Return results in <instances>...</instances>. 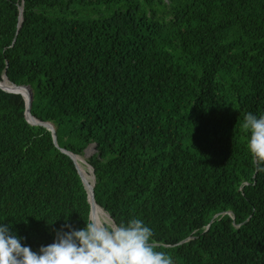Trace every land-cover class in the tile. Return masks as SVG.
I'll list each match as a JSON object with an SVG mask.
<instances>
[{
	"label": "trees",
	"instance_id": "obj_1",
	"mask_svg": "<svg viewBox=\"0 0 264 264\" xmlns=\"http://www.w3.org/2000/svg\"><path fill=\"white\" fill-rule=\"evenodd\" d=\"M3 73L57 145L0 88V223L23 245L86 225L57 147L94 143L95 207L143 220L173 264H264V173L241 129L264 114V0H0Z\"/></svg>",
	"mask_w": 264,
	"mask_h": 264
},
{
	"label": "clouds",
	"instance_id": "obj_2",
	"mask_svg": "<svg viewBox=\"0 0 264 264\" xmlns=\"http://www.w3.org/2000/svg\"><path fill=\"white\" fill-rule=\"evenodd\" d=\"M241 129L248 134L247 150L256 170L264 173V114L247 113ZM153 236L138 218L116 223L109 217L90 216L80 229L62 225L54 242L37 252L0 223V264H173L170 255L157 250Z\"/></svg>",
	"mask_w": 264,
	"mask_h": 264
},
{
	"label": "water",
	"instance_id": "obj_3",
	"mask_svg": "<svg viewBox=\"0 0 264 264\" xmlns=\"http://www.w3.org/2000/svg\"><path fill=\"white\" fill-rule=\"evenodd\" d=\"M20 13H21V7H19V17H18L19 22L21 21ZM18 26H19V23H18ZM4 80H5L6 82H8V84H9L8 87H5V86L2 85V83H3ZM21 86H22V87H26L27 90H28L27 101H25V98H24V95H23L22 92L14 91V90H12V88H11V87H14V88H15V87H21ZM0 88H1L2 90L8 91V92H13V93H17V94H20V95H21V97H22L23 100H24V112H23V115H24V118H25L26 122L29 123V124H31V125H40V126H43V127H45L47 130H49V131H50V134H51L52 142H53V144H54L55 146H57V145H56V139H55V133H54L53 125H52L50 122H48V121H40V120L36 119V118L33 117V116L30 114V112H29L30 101H31V89H30V87H29L28 85H23V84H21V85H16V84L10 82V81L6 78L5 73H3V74L1 75V79H0ZM89 146H91V148H92V150L90 151V153H92V152L94 151V149H95V145H94V143H90V144H88V145L83 149V155L85 154L84 152H85V150H86ZM57 148L59 149V151H61V152L65 153L66 155H68L69 158L72 160V162H73V164H74V167H75L76 172H77V174H78V176H79V178H80V181H81V183H82L84 189L86 190L87 200H88V203H89V217H90L91 206H92L93 203H95V202H94V199H93V190H92V188H93V182H94V177H93L92 169H91V167L87 164V165L90 167L91 178H92L91 185H90V187H89V189H88V188H86V186H85V184H84V181H83V178H82V175L80 174V172H79V170H78V167H77V165H76V163H75V161H74L73 156H74L75 154H72V153H70L69 151L64 150L63 148H60V147H57ZM90 153H89V154H90ZM89 154H87V155H89ZM87 155H86V156H87ZM95 204H96V203H95ZM97 206H98V205H97ZM99 208H100V207H99ZM101 210H102V209H101ZM102 211H103V210H102ZM107 217H108V215H107Z\"/></svg>",
	"mask_w": 264,
	"mask_h": 264
},
{
	"label": "bare ground",
	"instance_id": "obj_4",
	"mask_svg": "<svg viewBox=\"0 0 264 264\" xmlns=\"http://www.w3.org/2000/svg\"><path fill=\"white\" fill-rule=\"evenodd\" d=\"M2 85L3 86H5V87H8V82H6L5 80L3 81V83H2ZM12 88V90H14V91H18V92H22L23 93V95H24V98H25V101H27V96H28V90H27V88L26 87H11ZM73 158H74V161H75V163H76V165H77V167H78V170H79V172H80V174L82 175V178H83V174H82V172H83V170H85V168H87V164H86V162L82 159V157H80V156H78V155H74L73 156ZM87 173H89L90 174V185H91V182H92V178H91V172L89 171V172H87ZM83 181H84V184H85V186H86V188H88L89 189V187H90V185L89 186H87V184H86V180L83 178ZM97 206V205H96ZM98 207V206H97ZM103 215H105L106 216V214L98 207V209L95 207V205H94V203L92 204V206H91V211H90V216L91 217H97V216H100V217H102ZM107 217V216H106Z\"/></svg>",
	"mask_w": 264,
	"mask_h": 264
},
{
	"label": "rangeland",
	"instance_id": "obj_5",
	"mask_svg": "<svg viewBox=\"0 0 264 264\" xmlns=\"http://www.w3.org/2000/svg\"><path fill=\"white\" fill-rule=\"evenodd\" d=\"M91 154V153H90ZM89 154V155H90ZM84 156V155H83ZM88 156V155H87ZM87 156H84V158H82L83 160L85 159V157H87ZM85 161V160H84ZM90 171V167L87 165V168H85V170H83V172H82V174H84V173H86V172H89ZM90 176V175H89ZM106 214V213H105ZM107 216V215H106ZM102 217H104V216H102Z\"/></svg>",
	"mask_w": 264,
	"mask_h": 264
}]
</instances>
